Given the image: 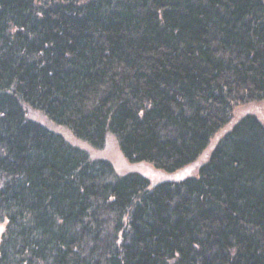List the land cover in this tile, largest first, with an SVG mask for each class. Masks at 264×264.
<instances>
[{
  "label": "trees",
  "instance_id": "1",
  "mask_svg": "<svg viewBox=\"0 0 264 264\" xmlns=\"http://www.w3.org/2000/svg\"><path fill=\"white\" fill-rule=\"evenodd\" d=\"M263 99L264 0H0V264H264L256 116L151 188L27 113L177 173Z\"/></svg>",
  "mask_w": 264,
  "mask_h": 264
},
{
  "label": "rangeland",
  "instance_id": "2",
  "mask_svg": "<svg viewBox=\"0 0 264 264\" xmlns=\"http://www.w3.org/2000/svg\"><path fill=\"white\" fill-rule=\"evenodd\" d=\"M32 109V108H31ZM29 117L40 122L51 132L62 136L71 145L85 151L92 160H106L110 162L119 175H128L132 173L143 175L150 180L151 188L162 182H175L185 178L198 177L202 166L209 162L218 143L248 115L256 116L264 124V99L261 101L237 105L229 123L223 126L213 137L207 148L197 158L196 162L177 173H168L154 169L146 163H132L123 154L117 139L109 134L106 144L102 149L93 147L86 141L76 138L66 127L60 126L49 120L43 113L36 110H28ZM1 226V233L4 231Z\"/></svg>",
  "mask_w": 264,
  "mask_h": 264
}]
</instances>
